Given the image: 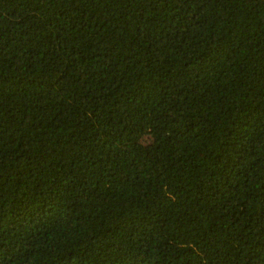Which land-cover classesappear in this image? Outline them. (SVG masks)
Here are the masks:
<instances>
[{"label": "trees", "instance_id": "trees-1", "mask_svg": "<svg viewBox=\"0 0 264 264\" xmlns=\"http://www.w3.org/2000/svg\"><path fill=\"white\" fill-rule=\"evenodd\" d=\"M0 264H264V0H0Z\"/></svg>", "mask_w": 264, "mask_h": 264}]
</instances>
